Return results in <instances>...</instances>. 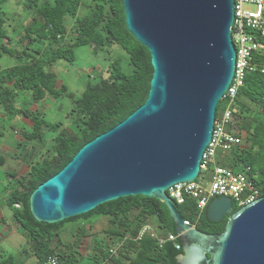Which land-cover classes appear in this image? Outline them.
I'll return each mask as SVG.
<instances>
[{
    "label": "water",
    "instance_id": "obj_1",
    "mask_svg": "<svg viewBox=\"0 0 264 264\" xmlns=\"http://www.w3.org/2000/svg\"><path fill=\"white\" fill-rule=\"evenodd\" d=\"M128 32L151 54L146 102L81 147L31 195L36 221L56 224L120 198L163 202L184 254L178 264H264V197L232 214L228 197L212 199L207 217L221 235L186 225L166 194L195 181L212 141L217 107L235 74L233 0H123Z\"/></svg>",
    "mask_w": 264,
    "mask_h": 264
},
{
    "label": "trees",
    "instance_id": "obj_2",
    "mask_svg": "<svg viewBox=\"0 0 264 264\" xmlns=\"http://www.w3.org/2000/svg\"><path fill=\"white\" fill-rule=\"evenodd\" d=\"M9 1L11 0H0V60L6 56L15 65L0 67V117L14 120L19 115L26 114L23 109L18 108L19 94L24 92L32 93V104H38L46 98L58 100L66 97L73 106L71 128L64 129L59 137L50 140L52 142L48 147L53 148L56 153L51 155L47 151L42 162L29 168L20 189L7 199L8 205L15 210L13 217L37 256L38 263L48 257H57L55 250L63 247L60 235L71 233L70 224L79 225L83 221L103 216L110 228L103 231L101 237L108 247L107 250H102L100 245L94 244L96 252L91 254L93 264H115L118 263L116 257L123 259L121 264H178V257L184 254L180 238L177 241L179 249L170 242L160 246L157 239L151 236L142 237L140 240L137 238L141 228L150 225L148 221L152 217H159L164 221L165 235L161 236L177 233L168 207L155 198H120L100 205L87 214L56 224L40 223L33 217L30 209L32 193L60 172L81 147L116 127L146 102L154 69L149 51L126 29L123 0H18L24 4V9L32 12L31 19L28 17L23 20L19 40L13 39L7 30V16L3 6ZM36 44H43L45 50L36 47ZM115 46L128 56L126 71L120 60L111 63L107 77L102 74L96 83L89 82L80 97L76 98L69 93L66 85H59L56 74L48 71L59 61L73 63L77 48L90 47L99 52L104 47ZM254 62L264 65V53H256ZM224 100L223 111L227 104L226 99ZM232 110L233 127L242 140L230 151L221 150L226 156L219 164L241 173L245 172L248 180H251L260 190L261 197H264L262 69L247 75L244 86L238 90L234 99ZM37 116H34L32 132L23 134L27 142L37 139L43 141L42 135L51 129ZM61 126L62 124L55 125L58 128ZM3 164V157L0 156V165ZM188 204L195 208V203L190 199L183 205L174 202L175 209L184 221H189V216L181 208ZM239 209L241 207L233 201L232 214ZM207 221V213L205 216L202 213L196 228L208 223ZM129 222L137 223L132 226ZM227 223L228 217L211 226L209 234H223ZM68 226L71 228L68 229ZM89 231L93 233L91 229ZM82 242L76 240L74 243L80 246ZM62 253L64 258L57 257L61 261L79 263L72 252L62 250ZM0 264H8V261L2 260Z\"/></svg>",
    "mask_w": 264,
    "mask_h": 264
},
{
    "label": "rangeland",
    "instance_id": "obj_3",
    "mask_svg": "<svg viewBox=\"0 0 264 264\" xmlns=\"http://www.w3.org/2000/svg\"><path fill=\"white\" fill-rule=\"evenodd\" d=\"M3 9L7 16L9 35L13 39L19 40L21 35L19 31L23 20L28 17L31 19L32 12L24 9V4L18 0L9 1L3 6ZM36 47L45 50L43 44H36ZM47 55L48 53L45 56ZM75 58L73 63L59 61L52 68H49L48 71L56 74L58 84L66 85L69 93L74 94L76 98L84 93L85 87L89 82L96 83L102 74L107 77L106 73L111 63L120 60L125 68L124 71L128 68V56L116 46L104 47L99 52L94 51L90 47H80L75 50ZM13 65H15V62L6 56H3L0 60L1 68H8ZM19 95L18 108L23 109L26 114H21L14 120L0 117V156L3 157L4 161V164L0 165V261H8V264H39L37 256H35L31 246L21 232L19 223H16L13 217L15 210L8 205L7 199L14 191L20 189L21 182L29 172V168L37 162H42L43 157L47 155V151H50L51 155L56 153L53 148L48 147L52 142L50 140L59 137L64 129L71 128L73 106L66 97L58 100L46 98L45 101L32 104L31 92H24ZM224 105L225 100L223 99L218 105L217 117L223 113ZM37 112L38 114H36ZM36 115H38L37 118H42L41 120L45 121L51 129L48 131L45 129L46 132L42 135L43 141L37 139L36 141L27 142L23 134L24 132H32L35 121L34 116ZM56 124H62V126L58 128L55 127ZM224 156L226 154L220 150L216 159L217 165L223 167L219 163ZM212 175V171L207 173L202 171V174L196 180L209 188L212 183ZM16 207L19 206L17 205ZM181 210L188 213V220L193 225L199 224L200 213L194 209L193 205L188 204ZM136 223L129 222L132 226ZM148 224L160 236L165 235V224L159 217L150 218ZM70 225L72 226L71 233H61L63 247L55 250V255L62 259L64 258L62 250H68L79 261L78 264H93L91 254L93 251L96 252L94 244L100 245L102 250H107L108 247L101 237L102 232L110 228L107 219L99 216L90 221H83L79 225ZM71 226H68V229ZM90 229L93 233H90ZM76 240H82L83 242L78 246L77 243H74ZM116 248L118 249V246ZM116 260L118 263L115 264L123 262V259L119 257H116Z\"/></svg>",
    "mask_w": 264,
    "mask_h": 264
},
{
    "label": "built area",
    "instance_id": "obj_4",
    "mask_svg": "<svg viewBox=\"0 0 264 264\" xmlns=\"http://www.w3.org/2000/svg\"><path fill=\"white\" fill-rule=\"evenodd\" d=\"M234 1V24L232 27V39L236 49V67L231 86L227 89L223 99H226V107L219 117L215 119L212 141L205 149L201 162V171L211 170L212 183L210 187L204 186L196 180L190 183H179L170 187L166 194L172 202L183 205L187 199L195 203L199 211V218L209 202L216 197H228L235 201L239 207L251 205L261 198L260 190L254 186L244 173L218 166L216 163L219 150L230 151L235 145L241 143L239 133L233 127L234 114L232 106L238 90L245 84L249 73L262 69L264 65L254 62L256 53H264V0H233ZM230 128V131H227ZM192 229L196 226L190 221H184ZM151 236L158 241L160 246L167 242L173 244L176 249L180 245L173 234L161 236L151 225H144L138 233V239ZM116 252V251H113ZM39 264H70L61 261L57 257H48Z\"/></svg>",
    "mask_w": 264,
    "mask_h": 264
},
{
    "label": "flooded vegetation",
    "instance_id": "obj_5",
    "mask_svg": "<svg viewBox=\"0 0 264 264\" xmlns=\"http://www.w3.org/2000/svg\"><path fill=\"white\" fill-rule=\"evenodd\" d=\"M206 212H207V209L205 208V210L203 211V216L206 215ZM207 222L208 223H206V224L204 223L203 225H200V227L198 228V230H200L201 232H204V233L209 234L210 231H211V229H212L211 226H213L216 223L211 222L209 219H208ZM188 226H190V225H188Z\"/></svg>",
    "mask_w": 264,
    "mask_h": 264
},
{
    "label": "crops",
    "instance_id": "obj_6",
    "mask_svg": "<svg viewBox=\"0 0 264 264\" xmlns=\"http://www.w3.org/2000/svg\"><path fill=\"white\" fill-rule=\"evenodd\" d=\"M210 171H211V170H209V171H207V172H210ZM207 172H206V173H207Z\"/></svg>",
    "mask_w": 264,
    "mask_h": 264
},
{
    "label": "clouds",
    "instance_id": "obj_7",
    "mask_svg": "<svg viewBox=\"0 0 264 264\" xmlns=\"http://www.w3.org/2000/svg\"><path fill=\"white\" fill-rule=\"evenodd\" d=\"M19 206V205H18Z\"/></svg>",
    "mask_w": 264,
    "mask_h": 264
}]
</instances>
